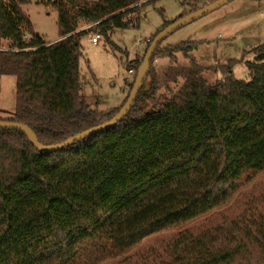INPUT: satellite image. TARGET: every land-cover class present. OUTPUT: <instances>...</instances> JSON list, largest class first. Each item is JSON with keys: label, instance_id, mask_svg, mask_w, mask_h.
Masks as SVG:
<instances>
[{"label": "trees", "instance_id": "1", "mask_svg": "<svg viewBox=\"0 0 264 264\" xmlns=\"http://www.w3.org/2000/svg\"><path fill=\"white\" fill-rule=\"evenodd\" d=\"M156 1L54 0L58 40L46 44L20 9L25 0H0V77H13L16 91L9 122L53 146L110 121L128 95L117 109H89L79 95L80 42L91 32L108 41L113 30L137 28L139 12ZM161 43L112 128L55 152L0 129V264H139L121 257L221 209L264 172V54L246 63L248 82L228 75L208 86L190 56L198 44ZM175 55L188 67L157 77L154 57L175 64ZM177 78L171 92L167 82ZM250 209L177 234L147 253L146 264H264V195Z\"/></svg>", "mask_w": 264, "mask_h": 264}, {"label": "rangeland", "instance_id": "2", "mask_svg": "<svg viewBox=\"0 0 264 264\" xmlns=\"http://www.w3.org/2000/svg\"><path fill=\"white\" fill-rule=\"evenodd\" d=\"M25 1L27 3L20 6V9L35 33H40L44 43H54L58 37L57 15L52 7L54 0ZM214 1L216 0H158L139 12L137 28L113 30L108 41L100 36L97 45L90 42L97 32H91L83 38L80 42L82 57L79 61L78 85L79 95L89 109L105 112L120 107L134 81L136 64L141 63L150 38L163 22L178 20L190 14L191 10H198ZM30 39L25 33L24 40L28 42ZM185 42L199 45L190 56L197 65L204 68L202 79L208 86L222 81L228 75L248 82L250 72L246 63H254L257 56L264 54V50H257L264 45V0H232L171 33L163 40L160 48ZM3 47L4 42H0V48ZM174 57L175 64L168 57H154L151 67L157 77L166 80V76L181 67H188L187 60L179 55ZM181 83L182 80L177 78L176 83L167 82V87L175 92ZM164 87L160 93L168 96ZM15 94V79L0 77V122H9L14 118ZM263 195L264 172L257 174L221 209L188 225L149 236L121 258L146 264L144 256L147 253L156 251L177 234L185 231L196 233L219 225L224 218L237 217L243 212L249 214L251 206Z\"/></svg>", "mask_w": 264, "mask_h": 264}, {"label": "water", "instance_id": "3", "mask_svg": "<svg viewBox=\"0 0 264 264\" xmlns=\"http://www.w3.org/2000/svg\"><path fill=\"white\" fill-rule=\"evenodd\" d=\"M230 1H232V0H216V1L212 2L211 4L204 6L203 8H200V9H198V10H196V11H194V12H192V13H190V14L182 17V18H179L178 20L172 22L168 27H166L165 29H163L162 31L157 33L155 35V37L153 38V40L151 41V43L148 45V48L146 49V51L144 52V56L142 58V61H141L140 66L138 68V71L135 75V79L133 81L132 88L128 94V97H127L125 103L122 105L120 110L117 112V114H115V116L110 121H108V122H106L100 126L94 127L92 129L86 130L84 132H81L80 134H77V135L65 140L64 142L57 144V145H53V146H42V145H40L37 142V140L35 139L34 135L31 133V131L26 126H23L20 124H14L11 122H0V129L19 130V131L23 132L29 138L32 146L37 151H39V152H55V151H60V150L64 149L65 147L71 146L73 143L81 141L90 135L97 134L101 131L112 128L129 111L133 101L135 100V97L137 96V93L139 91L141 83H142L147 71L149 70L150 59L153 55L154 50L158 46V44L161 43L168 35L179 30L180 28H182L186 24L205 16V15L211 13L212 11H215L216 9H218L219 7L229 3Z\"/></svg>", "mask_w": 264, "mask_h": 264}, {"label": "built area", "instance_id": "4", "mask_svg": "<svg viewBox=\"0 0 264 264\" xmlns=\"http://www.w3.org/2000/svg\"><path fill=\"white\" fill-rule=\"evenodd\" d=\"M100 36L98 34L94 35L91 39H90V42L93 44V45H97L98 44V40H99ZM132 73V72H130Z\"/></svg>", "mask_w": 264, "mask_h": 264}, {"label": "crops", "instance_id": "5", "mask_svg": "<svg viewBox=\"0 0 264 264\" xmlns=\"http://www.w3.org/2000/svg\"><path fill=\"white\" fill-rule=\"evenodd\" d=\"M34 31H35V30H34ZM37 35H38L40 38H42L41 35H40V33H39V34L37 33ZM57 40H58V37H57V39H56L55 41H57ZM55 41H54V42H55Z\"/></svg>", "mask_w": 264, "mask_h": 264}]
</instances>
